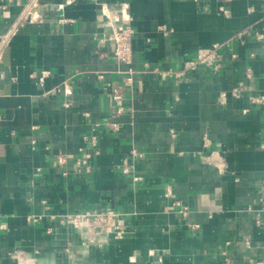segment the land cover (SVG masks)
<instances>
[{
	"label": "crops",
	"instance_id": "crops-1",
	"mask_svg": "<svg viewBox=\"0 0 264 264\" xmlns=\"http://www.w3.org/2000/svg\"><path fill=\"white\" fill-rule=\"evenodd\" d=\"M262 97L264 0H0V264H264Z\"/></svg>",
	"mask_w": 264,
	"mask_h": 264
},
{
	"label": "built area",
	"instance_id": "built-area-1",
	"mask_svg": "<svg viewBox=\"0 0 264 264\" xmlns=\"http://www.w3.org/2000/svg\"><path fill=\"white\" fill-rule=\"evenodd\" d=\"M134 31L131 26L124 25L114 30V57L123 64H130L132 61V38ZM217 51H202L194 61L185 63V70L196 69L199 66L216 68ZM251 69L247 70V76L251 77ZM45 72H42L40 81L44 80ZM119 98L120 94H115ZM264 100V97H262ZM264 195V193H263ZM184 217H188L185 208L180 209ZM126 214L112 209H92L87 211L73 212L65 215L63 223L79 232L83 239H99L111 235L121 236L125 230Z\"/></svg>",
	"mask_w": 264,
	"mask_h": 264
}]
</instances>
